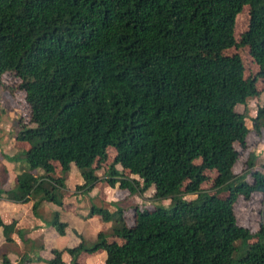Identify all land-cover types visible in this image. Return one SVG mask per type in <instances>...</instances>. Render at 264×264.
<instances>
[{
    "label": "trees",
    "instance_id": "1",
    "mask_svg": "<svg viewBox=\"0 0 264 264\" xmlns=\"http://www.w3.org/2000/svg\"><path fill=\"white\" fill-rule=\"evenodd\" d=\"M245 6L249 24L238 45L235 19ZM238 46L264 79V0H0V78L20 80L30 110V125L20 122L17 134L29 145L27 171L0 197L32 200L34 213L43 201L62 207L65 180L53 163L62 173L74 165L83 181L76 190L90 191L112 147L107 184L130 194L153 187L172 207L136 209L130 227L123 209L92 207L89 215L110 222L122 244L99 234L92 247L81 241L66 249L70 264L100 249L104 264H264V214L252 233L237 225L233 209L239 197L264 196V165L251 172L252 183L233 172L234 144L244 147L249 133L235 107L256 93L240 56L221 54ZM253 126L264 130V105ZM209 170L225 199L200 188ZM16 224L0 215L6 243ZM51 224L64 235L58 212ZM61 254L52 250L48 264H61Z\"/></svg>",
    "mask_w": 264,
    "mask_h": 264
},
{
    "label": "rangeland",
    "instance_id": "2",
    "mask_svg": "<svg viewBox=\"0 0 264 264\" xmlns=\"http://www.w3.org/2000/svg\"><path fill=\"white\" fill-rule=\"evenodd\" d=\"M249 24V7L245 6L236 16L234 37L239 45L241 36L246 32ZM222 55H239L244 65L245 78L254 79L256 93L249 96L245 103L237 105L235 110L243 114L249 133L245 139V146L234 144L238 152L237 162L233 168L236 175H243L248 183H252L251 172L262 170L264 165V130L257 132L253 126V119L257 110L264 105V79L258 77V65L251 58L247 47H233L222 51ZM207 55L213 57L212 52ZM20 80L13 73H5L0 78V190H10L15 187L16 175L27 171L28 164L22 156L29 145L17 139L22 124L30 125V110L25 102V93L18 90ZM116 152L110 147L107 149V160L96 173L99 182L93 190L80 192L76 190L83 183L78 170L72 165L69 171L62 173L60 165L53 163L56 177H64L62 193V207L53 202L43 201L36 212L32 211L34 201L28 203H12L0 197V215L4 223L13 219L21 223L14 235L15 242H0V264H48L52 258V250L61 251V264H70L71 257L66 249L76 247L81 241L87 247L97 242L99 234H103L107 242L122 244V240L112 236V224L103 222L98 216H90L92 207L105 208L110 212L117 208L123 209V216L127 226H132L135 220V211L153 210L155 207L171 209L170 198L156 199L154 188L151 187L143 193L130 194L127 189H120L118 185L110 187L107 182V171L112 165ZM253 157V168H248V161ZM196 164L200 160L195 161ZM116 169L123 178L138 180L130 175L128 170L120 166ZM205 181L201 189L207 193L215 194L225 199L228 193L214 187L217 172L205 171ZM182 199H194V195H182ZM12 206L10 210L8 207ZM234 214L238 226L256 233L260 229L264 214V196L253 193L249 199L239 197L234 204ZM55 212L59 213V221L66 224L64 235H60L51 224ZM16 221V223L18 222ZM33 223V226L30 224ZM31 227V228H30ZM34 228V229H33ZM256 240L251 241L253 243ZM106 253L103 250L82 252L78 256V264H104Z\"/></svg>",
    "mask_w": 264,
    "mask_h": 264
},
{
    "label": "crops",
    "instance_id": "3",
    "mask_svg": "<svg viewBox=\"0 0 264 264\" xmlns=\"http://www.w3.org/2000/svg\"><path fill=\"white\" fill-rule=\"evenodd\" d=\"M10 210L13 208L12 206H9L8 207ZM13 221H18V220H15V219H13ZM10 223V222H9ZM7 224V223H6ZM30 224L33 226V223L32 222H30ZM20 227H21V223H19V221L17 222V224H16V229L18 230V229H20ZM31 228V227H30ZM34 229V228H33ZM14 235H18V234H16V233H14L13 235H12V242H15L16 240L14 239ZM3 238L0 236V242H2L1 240H2ZM11 242V243H12ZM3 243L4 244H7L5 241H4V239H3Z\"/></svg>",
    "mask_w": 264,
    "mask_h": 264
}]
</instances>
